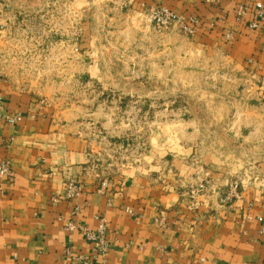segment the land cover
Instances as JSON below:
<instances>
[{"label":"rangeland","instance_id":"1","mask_svg":"<svg viewBox=\"0 0 264 264\" xmlns=\"http://www.w3.org/2000/svg\"><path fill=\"white\" fill-rule=\"evenodd\" d=\"M128 1L0 0V76L85 141L99 181L139 173L167 146H192L223 165L263 160L264 138L249 125L260 116L264 134L255 77L192 42L182 20ZM192 176L209 183L205 172ZM231 184L219 207L235 200L222 201ZM198 186L187 196L197 208Z\"/></svg>","mask_w":264,"mask_h":264},{"label":"crops","instance_id":"2","mask_svg":"<svg viewBox=\"0 0 264 264\" xmlns=\"http://www.w3.org/2000/svg\"><path fill=\"white\" fill-rule=\"evenodd\" d=\"M240 2L222 0L210 6L203 0H129L128 6H161L197 19L200 27L191 41L222 50L251 73L257 81L255 101L264 109V36L235 21ZM228 32L233 34L229 41ZM0 93L5 115L22 117L16 125L0 121V160L7 161L13 174L0 178V264H74L64 249L88 254L90 244L64 224L95 229L100 215L111 243L106 264H264V234L259 232L264 178L250 176L264 175V159L246 167L223 165L192 146H167L152 153L139 173L108 176L106 190L98 192L99 179L89 174L85 141L55 125L36 97L1 76ZM250 119L253 137L264 138L257 125L260 116ZM198 171L210 175L209 183L205 177L192 178ZM71 178L82 192L67 201L65 182ZM234 181L240 184L239 198L228 208L219 207V195ZM189 184L202 186L196 210L187 205Z\"/></svg>","mask_w":264,"mask_h":264},{"label":"built area","instance_id":"3","mask_svg":"<svg viewBox=\"0 0 264 264\" xmlns=\"http://www.w3.org/2000/svg\"><path fill=\"white\" fill-rule=\"evenodd\" d=\"M205 4L210 6L218 5L222 0H203ZM243 2L236 3L234 16L237 23H243L246 29L259 35L264 36V0H241ZM150 13H158L164 15V17L176 18L183 21L184 26L192 34L196 31L199 21L193 17L178 16L170 12L164 7L157 6L150 8ZM233 34L228 32L226 35L227 40H231ZM0 121H4L8 125H16L21 121V116H6L5 109L0 94ZM5 147L9 146L7 141H3ZM13 176L11 169L7 161L0 160V178L8 179ZM107 188V182L105 180L99 181L97 191L103 192ZM239 185L233 183L228 189V194L222 201L229 202L232 199H238ZM81 186L76 179H68L65 182L64 199L67 201L76 200L81 196ZM193 198V196H191ZM52 204L57 203L56 198H51ZM82 204H77L74 207V213H77ZM189 210H196L197 203L192 201L188 205ZM131 213L130 211H127ZM260 229L259 232L264 234V218L259 219ZM161 225H164L162 219L160 220ZM64 228L69 231H78L82 238L90 244V252L88 254L73 253L72 249L65 248L64 255L74 264H106V255L111 249L110 240L107 237V224L104 216L100 215L97 217V225L95 229H90L86 226H82L76 222L68 221L64 224Z\"/></svg>","mask_w":264,"mask_h":264}]
</instances>
